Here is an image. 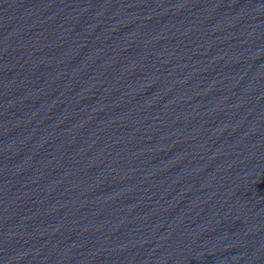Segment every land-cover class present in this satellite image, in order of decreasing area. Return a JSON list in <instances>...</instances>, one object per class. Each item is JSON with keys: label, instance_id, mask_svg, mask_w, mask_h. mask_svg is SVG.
I'll list each match as a JSON object with an SVG mask.
<instances>
[{"label": "water", "instance_id": "95a60500", "mask_svg": "<svg viewBox=\"0 0 264 264\" xmlns=\"http://www.w3.org/2000/svg\"><path fill=\"white\" fill-rule=\"evenodd\" d=\"M132 0H0V125L76 47Z\"/></svg>", "mask_w": 264, "mask_h": 264}]
</instances>
